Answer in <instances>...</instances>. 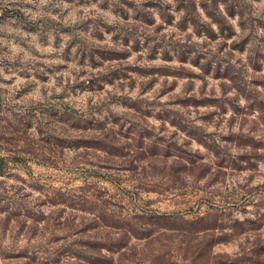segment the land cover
Listing matches in <instances>:
<instances>
[{
	"label": "rangeland",
	"instance_id": "rangeland-1",
	"mask_svg": "<svg viewBox=\"0 0 264 264\" xmlns=\"http://www.w3.org/2000/svg\"><path fill=\"white\" fill-rule=\"evenodd\" d=\"M0 264H264V0H0Z\"/></svg>",
	"mask_w": 264,
	"mask_h": 264
}]
</instances>
